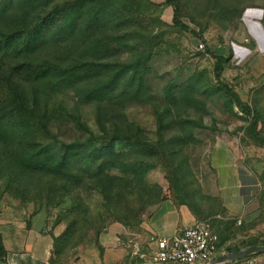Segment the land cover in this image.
Returning a JSON list of instances; mask_svg holds the SVG:
<instances>
[{"label": "rangeland", "instance_id": "rangeland-1", "mask_svg": "<svg viewBox=\"0 0 264 264\" xmlns=\"http://www.w3.org/2000/svg\"><path fill=\"white\" fill-rule=\"evenodd\" d=\"M176 3L187 28L173 22L167 0H0L1 33L83 6L76 23L56 17L30 57L0 61V233L11 249L74 264L93 250L103 257L99 236L114 227L136 233L122 234L134 264L139 241L152 249L157 217L182 206L218 235L216 257L229 246L264 245V42L255 44L243 19L246 10L264 12V0ZM213 55L227 58L218 77ZM140 60L139 95H129L124 78L95 100L83 96ZM26 61L92 65L94 80L79 89L32 81L38 66L22 73ZM220 84L258 112L257 126ZM22 93L24 112L13 101ZM110 138H118L114 155H86ZM74 142L85 146L59 172L35 160Z\"/></svg>", "mask_w": 264, "mask_h": 264}, {"label": "trees", "instance_id": "trees-1", "mask_svg": "<svg viewBox=\"0 0 264 264\" xmlns=\"http://www.w3.org/2000/svg\"><path fill=\"white\" fill-rule=\"evenodd\" d=\"M171 5L174 6V13L172 16V20L176 24H180L187 28V26L183 25L182 22L178 18L179 8L176 3V0H167ZM83 9V6L75 5L71 7L60 6L58 9H53V14L43 17L40 22L36 23H29L24 24V29L21 32H9V33H1L0 32V61L7 54L13 53L14 54H24L26 58L30 57L32 54L36 53L39 49V46L45 41L46 39V32L49 29V26L53 24L55 18L58 17L57 21L61 24H67L68 26L70 23H76L78 21L79 11ZM93 20L99 21L97 17H94ZM63 21V22H62ZM209 53V51H208ZM215 58V66L214 71L216 76L218 77L221 70L222 64L227 60L226 57L222 55H213ZM32 61V60H31ZM27 65L22 66V71L25 72L28 69H31V66H35L37 64H33L31 62H27ZM144 64L143 62L137 61L132 65L124 64L122 65L115 74L111 77L110 84L100 87V88H91L83 93V96L86 97L87 100H95L98 98L99 95L107 94L106 92L111 91L115 83H118L121 79L126 80L125 89L129 90V95H139L141 93V86H142V77H141V65ZM37 71L35 72V76L33 77L32 81L41 80V78L50 79L49 81L56 83L57 85H64L65 87H71L75 89H79V87L86 85L90 81L94 80V75L90 74L93 70V66L86 67L84 69V65L81 66H64L61 63H50V62H43L37 65ZM2 67V63L0 64V69ZM19 72V71H18ZM127 78V79H126ZM135 87L133 88V85ZM221 89L227 94L230 95L237 107L242 112L251 113V127L257 126L258 122V112L252 109L247 103L243 102L239 96L228 86L220 84ZM13 101L19 107V109L24 112L26 110V100L22 94H17ZM118 138H110L107 140L106 145H101L100 147H93L89 150L86 149L87 156H93L94 159L106 156L114 155V142L117 141ZM85 144L81 142H74L71 144H63L61 150H52L48 151L45 148L41 150L42 153H37L35 155L36 161H41L45 159L48 162L54 164L55 168H52L54 172H59L67 162L73 156H76L80 150L84 148ZM105 160V159H104ZM37 165H41L36 163ZM42 164H46L45 162ZM44 166V165H41ZM257 244L255 241H249L247 245ZM240 247L238 246H229L227 251H236L239 250ZM7 250L3 243V238L0 233V264H8L6 260ZM253 255L247 257L251 258ZM143 262L134 261L133 263ZM234 262V261H232ZM231 262H227L224 264H229Z\"/></svg>", "mask_w": 264, "mask_h": 264}, {"label": "crops", "instance_id": "crops-1", "mask_svg": "<svg viewBox=\"0 0 264 264\" xmlns=\"http://www.w3.org/2000/svg\"><path fill=\"white\" fill-rule=\"evenodd\" d=\"M243 19L250 38L255 42V44L256 42L259 44H261V42L263 43L264 12L249 9L244 11ZM253 24H257V30L256 28H253ZM262 50H264L263 46ZM224 195L230 196V193H225ZM240 196L241 194L238 192V197L236 196L235 198L237 200H240ZM195 220L196 218L194 217V215L185 206L180 207L178 210L170 209L160 214L155 222H153L152 226L148 228V230L151 232L149 233V236H172L182 227L189 226L195 223ZM122 234L128 236L129 234L136 233H129V231L127 230L122 233L121 229H117L114 227L108 228L99 236V245L103 249V257H101L100 254L98 255V253L93 250L90 253H82L83 255L77 257L74 264H126V260L124 258L126 256L127 247L130 246L129 241L132 240L127 237L126 241H122ZM146 238H148L149 240V237ZM3 243L7 250L6 260L8 264H49L47 260L50 256V251L43 255L39 254L38 252L30 255L26 252L19 251L14 248L11 249L9 246H7L5 240H3ZM137 244L139 246L141 244L140 241ZM153 247L154 244L150 243L149 241L146 243L145 248L150 249ZM253 260L254 264H264V256L257 257Z\"/></svg>", "mask_w": 264, "mask_h": 264}, {"label": "built area", "instance_id": "built-area-1", "mask_svg": "<svg viewBox=\"0 0 264 264\" xmlns=\"http://www.w3.org/2000/svg\"><path fill=\"white\" fill-rule=\"evenodd\" d=\"M218 242V235L209 225L199 221L182 227L172 236H152L154 247L149 252L142 251L138 245H135L133 252L143 262L210 264L216 257ZM229 264H254V260L244 258Z\"/></svg>", "mask_w": 264, "mask_h": 264}, {"label": "water", "instance_id": "water-1", "mask_svg": "<svg viewBox=\"0 0 264 264\" xmlns=\"http://www.w3.org/2000/svg\"><path fill=\"white\" fill-rule=\"evenodd\" d=\"M264 253V245H250L245 248L227 252L224 254L219 255L210 264H224L227 262H232L240 259L247 258L253 254H261ZM138 264H160V263H153V262H141Z\"/></svg>", "mask_w": 264, "mask_h": 264}]
</instances>
